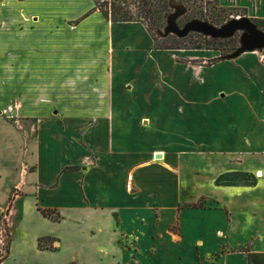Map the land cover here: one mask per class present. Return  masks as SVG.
Wrapping results in <instances>:
<instances>
[{"label": "crops", "instance_id": "obj_1", "mask_svg": "<svg viewBox=\"0 0 264 264\" xmlns=\"http://www.w3.org/2000/svg\"><path fill=\"white\" fill-rule=\"evenodd\" d=\"M94 8L92 0H0V60L2 54L16 57L48 47L45 22L72 18L81 20L69 32L73 42L86 45L103 28L101 52L124 55V62L114 66L111 58L105 78L88 81V95L94 98L86 117L94 121L85 133L88 151L76 142L79 128L67 118L64 129L44 123L29 143L24 152L31 155L25 162L31 171L21 172L24 163L13 167L24 177L14 186H21L29 201L16 223L25 228L29 218L36 227L29 232L30 245L11 241L3 264H32L36 258L40 264H128L130 259L174 264L158 252L165 240L179 248L186 240L195 264H201L199 248L215 234L226 245L210 249L207 264H264V61L247 52L208 65L205 60L218 58L216 51H162L143 23L111 22ZM34 14L38 30L30 33ZM114 77L123 82L121 96ZM0 131L19 150L18 130L0 118ZM53 135L74 159L51 167L41 159L42 154L50 157L42 139ZM113 136L124 137L118 151H112ZM82 156H89L88 166L81 165ZM184 156L206 159L211 170L207 191H191L195 169L188 186L182 182L179 160ZM67 165L72 170H64ZM2 172L0 166V179ZM228 172L250 173L256 185L214 186ZM40 209L56 210L58 220L44 217ZM46 238L54 249L38 247ZM129 240L137 244L136 252L120 246ZM140 240L147 244L142 260Z\"/></svg>", "mask_w": 264, "mask_h": 264}, {"label": "rangeland", "instance_id": "obj_2", "mask_svg": "<svg viewBox=\"0 0 264 264\" xmlns=\"http://www.w3.org/2000/svg\"><path fill=\"white\" fill-rule=\"evenodd\" d=\"M150 1L155 4L157 0ZM128 3L131 8H135L132 11L134 19L145 25L156 49L170 51L178 50L175 48L180 47L184 49L179 50L216 51L218 58L205 60L210 65L218 59L228 58L239 47V32L229 39H211L194 32L189 33L182 40L173 34L165 35L166 18L162 20L161 26H154L151 24L149 18L145 16L142 18L140 12L136 10V8L139 9L140 2L128 0ZM168 4L169 7L165 10L167 16L177 12L180 13L175 21L179 29H182L186 23L192 20H200L220 28L232 19L244 17L248 18L259 30L264 32V0H168ZM105 19L110 20L109 17ZM80 21V19L72 18L64 19L62 22H45L47 26L45 30L47 32L48 47L32 48V51L27 52L26 55H18L16 57L1 55L0 118L2 119V123L12 125L18 130V137H20L22 142L18 144L19 150L16 151L12 147L11 136L9 137V134L0 131V166L3 171L0 179V199H5L8 190L16 182L21 183L24 179L20 175L19 169H15L14 171V166L17 168V165L21 166L24 163L21 172H29L33 169L32 166H28L25 163L31 158V155L24 151L27 150L29 143L38 137L44 123H49V125L56 123L60 128L64 129L66 119L73 120V124L79 128L76 142L84 148L85 152L88 151L89 143L85 137V133L90 123L94 122L86 118L91 115L90 112L94 100L93 97L90 98V95H88L90 90L88 88V81L94 79L98 82L105 78V66L110 71L111 58L113 59L112 64L114 66L124 62V55L116 52L112 57H109L101 52V49L105 47L103 28L97 29L95 31L96 39H87L86 45L73 42L69 32L77 27ZM38 24L39 16L34 14L31 17L32 28L30 33L36 30ZM61 26L64 27L63 30ZM19 27L22 26L20 25ZM88 48L92 50L84 51V49ZM90 51H94L95 54H88ZM254 53L264 61V49L255 51ZM186 62L189 63L191 61ZM192 62L197 64L198 61L194 60ZM163 65L167 66L169 73L171 71L169 63ZM150 76L153 80L152 73H150ZM155 79L158 80V76ZM113 81L116 85L115 90H117V95H123L124 86L122 80L114 77ZM26 82L28 83L27 86H25ZM155 84L157 83L155 82ZM147 94L146 92L143 93L144 96ZM115 107L123 108L124 105L118 104ZM144 110L146 109L144 108ZM123 138L118 136L112 137V151H118L119 142ZM42 140L43 145L47 143L45 150L50 151L49 158L46 154H42L41 156V159L47 162V165L53 167L62 160L74 159L70 150L67 149L65 142L63 146L58 144L60 142L57 141L56 135L44 136ZM209 158L213 160L212 162L217 161V156H210ZM81 159V165H89V156H82ZM179 161L182 182L188 186L187 183H190L192 176L195 175L197 178L193 181L194 186L191 187V191L197 187L198 190L207 191L208 183H210L207 176H210L211 170L206 166V159L200 156H184ZM67 166L64 170H72L69 168L71 167L70 165ZM191 169L196 170L194 175H191ZM20 187L19 185L14 186L10 190L6 201L0 205V230L5 229L8 233L10 228H7L6 222L2 226L1 220L7 213L9 198L18 196V199L13 202L14 214L9 220V223H11L9 251L12 240L18 245L23 243L30 245L29 232L36 227V223L29 220V218L25 220V228H18L19 223H16L19 221L21 210L29 208L28 204H26L29 201L27 199L24 200V196H22L25 194L24 189L21 190ZM219 241H221V238L215 234L207 241L209 243L199 248L197 256L201 264L208 263L210 249L226 245V243ZM53 243V241H41L40 244L38 243V247L40 249L52 250L56 247ZM180 245L181 247L179 248L165 240L158 252H161L160 256L164 258L165 256L168 257L174 264H195L196 256L190 243L182 240ZM120 246L122 249L126 247L130 252L138 250L137 244L134 241L130 242V240L129 244L128 242L120 241ZM146 246L147 244H144L140 240V260L145 256ZM220 253L221 250L214 253L212 255L213 259L217 258ZM8 256L9 252L0 264H3ZM131 260H129L128 264H138L136 260ZM40 262L41 258H36L32 264H40ZM154 262L158 264L156 260Z\"/></svg>", "mask_w": 264, "mask_h": 264}, {"label": "trees", "instance_id": "obj_3", "mask_svg": "<svg viewBox=\"0 0 264 264\" xmlns=\"http://www.w3.org/2000/svg\"><path fill=\"white\" fill-rule=\"evenodd\" d=\"M95 3V10L101 13L105 18L109 17L111 22H132L135 20L132 11L135 8L129 6L128 0H92ZM140 2L138 10L143 16L150 19L154 26H161L162 20L167 19L165 10L169 7L168 0H157L154 4L150 0H137ZM105 9V11H104ZM107 10V11H106ZM140 22V21H139ZM178 38V37H177ZM185 38V37H184ZM182 40L183 38H178ZM175 49H184L176 47ZM256 177L250 173L243 172H228L219 175L214 180V186L230 187V186H246L252 187L256 185ZM195 207V206H194ZM41 214L49 219L58 220L59 214L56 210L40 209ZM49 241V239L39 240Z\"/></svg>", "mask_w": 264, "mask_h": 264}, {"label": "water", "instance_id": "obj_4", "mask_svg": "<svg viewBox=\"0 0 264 264\" xmlns=\"http://www.w3.org/2000/svg\"><path fill=\"white\" fill-rule=\"evenodd\" d=\"M179 15L180 13L177 12L167 17L165 35L173 34L178 38H184L194 32L211 39H229L239 32V47L225 59H234L243 53L264 49V32L259 30L248 18L232 19L220 28L200 20H192L179 29L175 24ZM156 158H160V155L157 154Z\"/></svg>", "mask_w": 264, "mask_h": 264}, {"label": "built area", "instance_id": "obj_5", "mask_svg": "<svg viewBox=\"0 0 264 264\" xmlns=\"http://www.w3.org/2000/svg\"><path fill=\"white\" fill-rule=\"evenodd\" d=\"M239 19V18H236ZM18 199V196H12L9 198L7 203V213L3 216L1 220V225L3 226V223L6 222V226L9 229L8 233L7 231L0 230V263H2V260L8 255L9 252V246H10V235H11V223H9V220L11 216L14 214V208H13V202ZM10 224V225H9Z\"/></svg>", "mask_w": 264, "mask_h": 264}]
</instances>
